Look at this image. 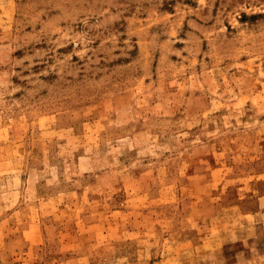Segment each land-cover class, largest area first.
Returning a JSON list of instances; mask_svg holds the SVG:
<instances>
[{
	"label": "rangeland",
	"instance_id": "374dc122",
	"mask_svg": "<svg viewBox=\"0 0 264 264\" xmlns=\"http://www.w3.org/2000/svg\"><path fill=\"white\" fill-rule=\"evenodd\" d=\"M0 264H264V0H0Z\"/></svg>",
	"mask_w": 264,
	"mask_h": 264
}]
</instances>
